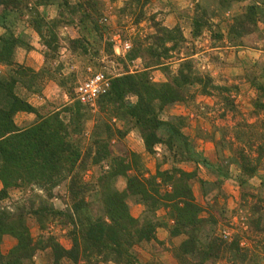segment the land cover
<instances>
[{
  "label": "trees",
  "instance_id": "1",
  "mask_svg": "<svg viewBox=\"0 0 264 264\" xmlns=\"http://www.w3.org/2000/svg\"><path fill=\"white\" fill-rule=\"evenodd\" d=\"M133 1L136 10H140L141 0ZM241 1L212 0L210 5L209 0H196L193 36L208 27L207 18L215 9L226 10L233 2ZM48 8L55 10V16L47 15ZM103 10L99 0H0V64L7 67L5 72H0V264L28 263L37 251H45L49 264H61L63 260L72 264L81 260L87 264H138L133 246L154 240L158 228H165L170 237L184 236L173 248L177 264H216L224 251L231 264H258L257 256L246 261L238 239L229 243L214 234L217 222L211 215L201 216L203 208L196 201L192 186L197 180L204 197L207 194L211 197L213 190L223 195L221 186L230 178L231 166L238 169L236 180L240 187L257 175L264 160V119L260 117L264 113V66L258 73L246 71L244 76L257 93L255 121L235 124L230 129V138L226 127L219 128L222 135L217 142V156L220 158L213 162L197 150L183 131L188 117L171 115L163 119L162 113L167 106L181 103L188 107L193 105L197 94L212 95L213 90L223 88L213 84L210 76L200 74L189 57L179 61L177 70L171 73L164 60L178 51L184 37L178 26L167 28L156 24L147 45L137 42L125 56L129 61L142 58V69L126 70L114 77L106 73L110 84L95 100L99 113L89 144L83 146L84 125L91 119L90 104L75 98L74 89L80 81L76 83L74 76L60 74L52 61L57 57L58 31L65 25H78L83 32L68 40L73 50L81 48L85 54L90 46L97 44L99 51L103 34L109 32L108 26L100 22L105 17ZM126 10H133L132 5L119 12ZM259 24L264 33V0H249L244 10L232 17L227 34L231 40L249 35L259 29ZM27 27L37 33L45 47L43 64L38 70L16 59L18 50L28 53L32 49L29 36L24 34ZM217 37L222 36L217 34ZM104 43L106 51L112 53L111 42ZM157 67L165 71V81L152 80L150 71ZM97 71L102 70L93 72ZM44 79L65 89L71 102L45 114L28 102L25 96L39 94ZM68 82L73 86H68ZM227 99V96L222 98L224 105ZM193 109L197 113V108ZM20 112L34 114L35 121L19 127L14 118ZM106 119L121 121L122 127H113ZM132 131L138 133L150 154H155V146L161 145L163 150L154 174L145 175L146 169L136 153L113 152L112 139L122 140ZM196 131V137L208 138L198 128ZM224 146L230 156H223ZM252 147L256 157L246 152ZM181 163L195 167L187 171L179 166ZM164 164L169 166L162 168ZM95 165L104 168L103 171L94 181L86 179L85 172ZM198 166L212 173L214 180L199 178ZM119 177L125 179L122 190L114 185ZM63 183L68 205L61 210L48 203L46 197L53 196L55 188ZM26 188L32 192L20 205L13 209L2 206L10 190ZM35 188L44 192L43 200L34 192ZM129 199L143 206L139 216L130 213ZM250 208V224L263 233L264 206L254 204ZM158 209L165 210L164 217L156 215ZM29 216L40 230L49 223L65 228L70 247H63L52 234H41L33 240L27 226ZM4 235L16 240L6 253L1 251Z\"/></svg>",
  "mask_w": 264,
  "mask_h": 264
},
{
  "label": "rangeland",
  "instance_id": "2",
  "mask_svg": "<svg viewBox=\"0 0 264 264\" xmlns=\"http://www.w3.org/2000/svg\"><path fill=\"white\" fill-rule=\"evenodd\" d=\"M99 1L104 6L102 14L105 16L100 19V22L108 26L109 31L103 34L99 51H96L97 44L90 46L85 54L82 53L81 48L73 50L68 40L78 37L83 32L79 31L78 25H65L58 31L60 41L57 57L52 61L53 66L58 67L59 73L63 76H74L76 83L88 77L94 70H102L110 77L121 74L126 70L131 72L140 70L143 68L142 58L129 61L125 57L130 48L136 45L137 42L147 45V39L155 32L156 24L167 28L178 26L184 41L178 51H173L171 53L172 56L164 60L167 66L170 67V72L174 73L177 70L179 61L189 57L200 74L210 76L213 84L223 88L221 91L213 90L212 95H196L193 105L187 107L192 111L194 117L188 118V123L184 128L185 134L190 137L196 148H201L200 150L203 154L213 162H216L220 158L217 156V142L222 135L219 128L226 127L227 132H229L227 138H230V129L235 124L243 122L251 124L255 121L254 101L257 93L244 76L246 71L258 73L264 66V33L261 31L262 24L258 25L259 29L257 31L239 38L232 36L233 39L231 40L227 34L232 17L241 13L249 3V0L233 2L226 10L215 9L216 7L214 6L211 9H215L214 13L207 18L208 27L203 28L196 37L192 33V18L195 13L196 0H141L142 6L140 10H136V4L133 0ZM209 2L210 5L213 4L212 0H209ZM128 4L132 5L133 10L119 12L123 7L127 8ZM45 11L50 18L56 14L52 8H48ZM208 13L210 14L211 12L209 11ZM16 30L18 32L20 29L17 27ZM35 33L28 27L24 29V34L29 36L32 47L30 51L33 49L39 51L41 57L35 60V58L26 56L27 53L20 49L16 53V59L19 63H24L27 66L34 64L36 66L37 62L42 60L43 64L45 47L37 33ZM217 34L222 37L218 38ZM89 39L92 41L93 38ZM106 41L111 42L112 53L106 51L104 43ZM125 43L130 45L129 49L125 50ZM6 68L5 65L0 64V72H5ZM33 69L35 70V68ZM155 70L158 71L154 72ZM150 75L153 81H165L166 79L165 71L160 67L153 68L150 71ZM41 84L43 89L39 94H27L25 96L26 100L38 108L41 113H48L71 102L66 90L56 85L54 81L44 79ZM69 85L73 86L72 83L68 82ZM20 93L22 95L25 94V90ZM224 96L228 97L227 105H224L226 102L222 100ZM129 99L134 100V97H129ZM193 108H197V113H195L196 109ZM89 110L91 119L87 120L84 125L83 146L89 144L88 138L94 125L95 117L99 113L95 102L93 105H89ZM21 113L23 112L16 114L14 118L19 127H26L33 123L32 119L36 117L34 114H31L32 117L29 118L28 115H25L26 113ZM260 117L264 119V113L260 114ZM105 121L113 127H122L121 121H116L115 119H106ZM197 128L207 134L208 138L196 137ZM126 136L121 141L112 139L113 152L118 154H124L125 151L136 152L143 167H146L144 173L147 170L154 172L157 159L161 156L158 157L156 154H151L152 156H150L144 150L138 133L132 131ZM246 152L253 157L257 155L254 147H252L251 151L246 149ZM222 153L224 157L231 154L225 146L222 148ZM163 166L166 167V165ZM179 166L184 170H192L195 167L189 163H181ZM103 169L98 165L92 166L85 172V178L94 181ZM197 172L198 177L206 181H212L215 178L212 173H209L202 166L197 167ZM257 172L256 176L248 180L247 185L240 187L236 180L238 169L236 166H231V176L228 180H224L221 186L223 195H219L217 191L213 190L210 193L211 197L208 194L204 197L197 180L193 181L192 188L196 201L203 208L201 216L207 217L211 215L217 222L214 234L229 243L234 239H238L240 248L246 253V261L251 257L257 256L259 259L258 264H264V232H257L255 230L256 227H253L249 222V217L252 216L250 207L254 206V204L264 206V160L261 161ZM114 185L117 189L122 190L125 186V179L119 177ZM31 192L29 188L25 190L12 189L8 198L4 199L1 204L7 209H13L17 204L20 205ZM34 192L42 200L44 199L45 194L42 190L35 188ZM37 201H40V199H37ZM46 201L57 209H65L68 205L65 183L57 186L53 191V196L46 197ZM133 201V199H129L127 203L130 213L136 217L140 215L143 208H140ZM164 214L165 210L163 209H158L156 212V215L160 218L164 217ZM27 226L33 240H36L41 234H52L63 247L69 248L71 245L69 238L66 237L67 230L59 225L49 223L44 230H40L35 219L29 216L27 218ZM165 230V228L164 230L159 228V231L156 230V238L154 240L141 242L133 246V253L138 259V264H177L172 254L173 248L184 239V236L170 237L167 230L166 233H163ZM157 236H161L162 239H158ZM15 242L16 240L11 236L4 235L1 242V251L6 253ZM234 263L237 264L236 262ZM25 264H49V259L45 251H37L32 260ZM61 264L72 263L63 260ZM77 264L87 263L81 260ZM97 264L113 263L99 262ZM216 264H231L227 260L225 251Z\"/></svg>",
  "mask_w": 264,
  "mask_h": 264
},
{
  "label": "built area",
  "instance_id": "3",
  "mask_svg": "<svg viewBox=\"0 0 264 264\" xmlns=\"http://www.w3.org/2000/svg\"><path fill=\"white\" fill-rule=\"evenodd\" d=\"M124 46L125 50L130 48L128 43H125ZM109 84L110 78L104 72H92L75 87V98L83 104L93 105L96 98L108 89Z\"/></svg>",
  "mask_w": 264,
  "mask_h": 264
},
{
  "label": "crops",
  "instance_id": "4",
  "mask_svg": "<svg viewBox=\"0 0 264 264\" xmlns=\"http://www.w3.org/2000/svg\"><path fill=\"white\" fill-rule=\"evenodd\" d=\"M36 34V33H35ZM26 56H29V57H31V58H35V60H36V58L38 59L39 57H41V53L39 52V51H37V50H32V51H29L28 53H27V55ZM41 64H42V60H40L39 62H37V65L35 66L34 64H31L30 65V67H33V68H35V70H38L39 68H40V66H41ZM158 70H155L154 72H157ZM44 93V92H43ZM44 95H45V93H44ZM40 111V110H39ZM25 112H23V113H21V114H24ZM31 114L32 113H26L25 115H28V117L30 118V117H32L31 116ZM171 115H181V116H186V117H188V118H193L194 117V115H193V113H192V111L191 110H189L184 104H181V103H175V104H172V105H170V106H167L165 109H164V111H163V113H162V118L163 119H166L168 116H171ZM35 121V118H33L32 119V122H34ZM32 124V123H31ZM185 128V127H184ZM183 131H184V129H183ZM186 133V132H185ZM194 136H195V134H194ZM126 137H128V136H126ZM140 137V136H139ZM119 141H121V140H119ZM141 141H142V139H141ZM143 143V142H142ZM143 147H144V145H143ZM155 154L159 157V156H161L160 154H161V152H162V147H161V145H156L155 146ZM201 148H197V150H199V151H201L200 150ZM144 150H145V148H144ZM125 152H133V151H125ZM147 152V151H146ZM202 152V151H201ZM115 153H117V152H115ZM134 153H136V152H134ZM150 156H152L149 152H147ZM118 154V153H117ZM137 154V153H136ZM154 154V155H155ZM138 155V154H137ZM139 156V155H138ZM140 159V158H139ZM164 165H166V167H162V168H167L168 167V165L167 164H164ZM150 169H151V167H149ZM145 169H146V167H145ZM155 170H156V167H155ZM187 171H190V170H188L187 169ZM155 173V171L153 172V171H148L147 170V172H145V175L147 174V175H149V174H154ZM129 174H132V173H130L129 172ZM146 175V176H147ZM134 203H136V204H138L139 206H140V208H143V206L140 204V203H138V202H136V201H133ZM139 208V209H140ZM142 211V210H141ZM141 213V212H140ZM135 217V216H134ZM137 217V216H136ZM160 229H162V230H164V228H160ZM157 231H159V228L157 229ZM163 233H166V230L163 232ZM158 237V236H157ZM158 239H162V237L160 236V237H158Z\"/></svg>",
  "mask_w": 264,
  "mask_h": 264
}]
</instances>
